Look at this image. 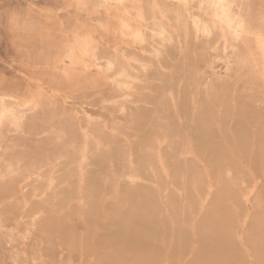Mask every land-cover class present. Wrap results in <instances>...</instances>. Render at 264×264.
Instances as JSON below:
<instances>
[{
  "label": "rangeland",
  "instance_id": "rangeland-1",
  "mask_svg": "<svg viewBox=\"0 0 264 264\" xmlns=\"http://www.w3.org/2000/svg\"><path fill=\"white\" fill-rule=\"evenodd\" d=\"M177 1L178 0H170L169 2H162L161 0L160 3L163 5L170 4L172 7L173 5L179 6L182 4V2L180 3V1ZM141 3L145 13V20L142 21L131 19L128 16L126 17V11L131 7V2H122L118 4V6L114 7L116 9L113 8L110 13H107L104 5L105 3L98 2V0H0V95H5L6 97H10V95H17L19 97L21 96L25 100L31 98L33 95H36L41 101L46 100L45 103L42 102L40 104V108H38V110L33 113H27V117L23 122L24 128L22 130H17L14 126H12V128L7 124L1 127L2 130L0 128V135L3 132V138H0V157L2 155V157L11 159V161L13 159L12 163L11 161L4 162L0 160V169H3V166H5L4 163L14 164L15 173L13 179H16L15 181H12L13 183L9 182L0 186V229H2V231H0L2 234V236L0 234V264H58L59 261L63 264L62 260L65 264L68 262V259V264H84L86 262V264H166V262L167 264H177V257L174 256L173 250L171 249H176L174 246L178 244L177 232L180 225H170L171 228H167L166 237L162 235L157 236V238L152 236L151 241L157 246L155 249L149 248L152 254L149 250H147V248L118 246L116 243H108L105 241V237L107 235L117 233L119 229L120 232L128 229L130 232H134L139 236L144 235L146 232L151 234L150 232L157 228L160 232L163 231L162 225L164 224V221L160 223L153 222L150 224L134 223L135 225H133V223L124 224L121 221L120 218H124L126 216L133 217L135 212L144 211L146 209L144 207L148 206V204L149 209H151V206L153 205L152 198L155 193L152 190L148 191V196H144L143 192L129 191L126 188V185L121 184V186H119L118 193H116L118 196L115 192V196L114 194L112 195L116 185V178L120 175L125 178L126 175L131 174L141 177L140 179H137L138 181L145 180L147 183L145 181L143 182L146 184L150 183V185H159L161 188H168L167 204L170 211L166 212L165 210L163 212V217H166L168 212H171L172 214H170V217L175 220L181 219L180 222L185 219L189 223L191 219L190 217H192L191 214H189L188 209L184 210V213L181 208L185 203V199L194 198L196 196L193 186L194 182H197L199 185H197V188L199 189V193L202 197H207L209 193L208 189H211L210 191H212V193H209V196L213 203L210 204L211 207H208L204 216L198 217L199 222L202 220L215 219L216 223L211 225L204 223L198 224L197 222V227H195V232L197 234L192 236L194 238L197 235V237L194 238L196 240V246L199 245L197 243L202 242V238L200 237L203 234H207L205 236H208L210 239V237L213 236L214 229L221 230L225 233H230L235 240V246L229 251L230 253L233 251L236 253H240V251L243 252L241 255L244 258V264H256V260L258 259L259 262L263 257L259 264H264V218H262L264 217V149H262V145H264V77L257 76V74L252 75V73H254L251 69L253 66L252 64V66L248 64L240 66L238 64V61L241 59L247 60L249 63H252V61L254 62V59L261 61V54L250 37L248 39L246 38L245 41L247 44L249 42V45L247 46L251 50L248 49L245 46L244 41L242 42L241 40L239 41L238 51L235 54H232L231 48H229L227 49V53H229V55L228 57H225L222 41L219 40L220 35L218 32L215 31V33L210 36L208 41L202 39L197 40L194 27L193 25H190L188 36L189 49H185L186 51H184V53L186 52V55L189 56V60L183 64V53L181 52L183 50L173 48L171 43H167L166 48L164 49V54L156 59L154 55H152V57L149 54L151 46H148V42L145 43V46L142 49L140 43L137 42L136 45V43L132 41V34L138 30H142V33L148 37L149 43L161 42L162 35L159 32V27L155 26L156 30L151 31L152 26L150 24L154 22L152 17L155 12L154 8L151 6L152 1L142 0ZM95 4L96 7H94ZM189 4L196 17L200 18V21L204 22L212 20L211 15L205 14L201 9L199 10V8L196 7V5L199 6V0L194 1V3L193 0H191ZM233 4L235 11L241 10V12L245 15V20L249 25H253L255 22L258 23L259 20L264 21V0H233ZM112 5H115V3ZM181 10L184 11L183 9ZM121 11L125 13V16H123L124 14H122ZM115 14H120L121 17H117ZM167 14L168 17L163 18V20L159 19V22L161 25H164L168 29L172 30L171 25H174L175 23V15L172 11H169ZM158 16L161 17L160 15ZM186 16L185 12L184 19L186 22H189ZM118 19L122 21H118ZM124 23H127L128 27L124 26ZM147 25H150L151 27ZM74 32L76 34L80 33L79 35H81H77L79 40H75V43L80 42V45L81 43H86L88 45V50L86 48L87 53L85 48H83L84 50L81 49V52L85 51L84 53L87 55L86 57L89 60V65L92 62L94 63H92L93 65H90L93 67L91 74L102 77L100 81L92 82L84 79L71 81L63 78L61 79L60 71L55 68L54 57L58 53L62 52L61 49L68 50L67 43L73 41ZM180 34L182 40H184L183 31H181ZM84 35L86 37L87 35L88 37L92 36L93 38L89 37V42L91 44L95 42L94 45L88 43V37L86 40ZM217 41L219 43H216ZM96 45L99 47L96 48ZM115 46L119 52L116 51ZM215 48H217V50ZM249 50L253 51L254 55L250 54ZM91 52L94 56L98 53L102 57L99 59L101 61L97 60L99 63L95 61L96 59L93 58L92 54H90ZM30 54L33 55V57L35 55L37 56H35L36 58H33ZM64 59H66V62L64 61L65 64L62 65H68L72 68L73 64L71 62V58L65 57ZM108 59L115 61V66H108ZM139 59L150 63L147 65L148 69L146 71L143 70L141 65H139L140 63L137 61ZM230 59L233 61L231 60L230 65H226L225 63ZM91 60L92 62H90ZM173 62L176 63L174 64ZM44 64L45 66H43ZM99 66H102L100 69L103 70V72L97 71V67ZM247 66L249 67L248 69ZM239 69L243 70L240 71ZM249 69H251V71ZM120 75L122 77H120ZM129 75L139 76L143 80H139L138 82L136 81L138 87L136 88L134 95L127 98L124 92H127L128 89H118V85L122 86L124 82L130 81L131 78ZM26 89H28L29 92ZM66 93L74 96L66 97L64 95ZM85 94H93V97L88 96V99H86V97H83ZM65 98L68 103L66 100H62ZM67 98H69V100ZM11 99L12 98H8L7 102H13V99ZM59 99L67 105L64 103L62 105V101ZM193 99L197 101V111L194 114H192V107L195 106L192 102ZM85 100L86 103H89L88 105L84 104ZM46 103L49 104L46 105ZM74 106L76 109L73 108ZM123 106H125V109H122ZM133 106L134 109L131 108ZM79 107L84 109L81 110ZM176 107L177 111L175 110ZM63 108H66V110ZM129 108H131L132 111ZM246 108L247 110H245ZM64 111L65 114L62 115ZM87 111L90 112L88 113ZM218 111L220 115L217 113ZM43 112H45V114ZM68 113L73 115H68ZM38 115L43 116L40 118ZM48 115L51 116V118ZM59 116H63V119H60ZM70 116H75V118L72 119ZM69 118L70 120H68ZM88 118L92 120L91 124L88 123ZM49 119L53 123H51V121H47ZM81 120L84 122H80ZM93 120L96 121L97 125ZM40 121H43L44 123ZM68 121H70V123ZM29 122H31V124ZM35 122H38L39 125ZM119 123L121 127H119L117 131L114 127ZM88 124L89 126L93 125L87 128ZM30 125H32V128H29ZM52 127L55 128L57 132L55 131L54 133V129L51 131ZM30 129H32V131H30ZM83 129L84 132L88 131L91 133H94L95 130L96 133L94 134L99 135L102 140L111 145L110 147L100 151L91 149L88 153H93L94 164H89L88 166L89 177H87V186H85L86 189L89 188V183L95 180L93 182L95 191L92 190L87 192L86 190L84 193L85 197L88 195L89 197H92H90V200L88 199L89 197H87L89 205L85 211L79 210V213H77V207H74V205L73 207H70L72 209L74 208L73 210L70 208L62 210L60 208H55L56 210L54 209V211L52 209H48L51 205H40L38 202L40 201L39 199L42 197L44 198V195L42 196V194L48 191V183H46V181L49 179L48 177L51 173L49 175L48 173L51 172L54 165H57L59 169L61 168V171L57 172L58 174H55V181L60 190L59 196L63 194L62 198H60V202L64 204L65 199L72 198L74 196H76L74 198V202L79 200V196L75 191V182L68 181L70 183L67 184V182L62 181L67 178L71 172L76 171L75 163H77V160L82 152ZM15 132H17L15 134L16 137L14 135ZM18 132H20L21 136H19ZM23 132H25L24 134L26 136ZM47 132L54 134H47ZM113 132L118 133V136L114 137L115 134H113ZM29 135L33 137L31 138ZM8 136L9 138H7ZM42 136H44V138H42ZM0 137H2V135ZM126 139H129L131 142L125 144L124 141ZM189 139L192 145V147H190L192 149L187 144ZM231 150H234L233 153ZM252 154L253 156H251ZM9 155L12 156L10 157ZM159 155L162 157V161L159 160ZM59 158L61 160L57 163L56 160ZM240 158L242 159V163L240 162ZM49 160H51V164ZM54 161L56 162L54 163ZM161 164H166L168 166L171 176L167 177L164 174ZM50 165L53 166L51 167ZM245 165H247V167ZM42 166L43 169L46 170H43ZM34 168L37 170L36 174H43L44 178L41 175H39L40 177H33L35 175V170L33 171ZM38 168L42 173L38 172ZM32 172L34 174H32ZM228 173H230V177L228 176ZM28 174L32 175L28 176ZM24 177L27 181L24 180ZM33 178L37 180L34 182ZM38 179H40V181H38ZM210 179H212V182ZM29 180L33 181V185L30 184L31 182L28 183ZM258 180H261L260 183ZM208 181L210 182V185ZM211 183L213 187L209 188V186H212ZM16 184L23 187L21 188L22 191L24 190L23 193H25L26 196L25 194H17L13 191L14 187L16 188H14L15 191H19L20 189V187H18L19 189L17 188ZM29 185L32 186L30 187ZM26 186L30 189L28 188L27 190ZM10 187L11 189H9ZM213 188L215 189L213 190ZM251 189L252 191H250ZM39 190L46 191L42 192ZM37 191L39 192L37 193ZM179 191L182 193L183 197L180 196ZM40 192L42 193L40 194ZM106 192L107 195L110 194L108 195L109 197L106 196ZM250 192H252V196ZM248 193L250 195H248ZM50 195V192L45 194L47 197ZM244 195H246L248 199ZM31 196L36 197H32V202L37 205L39 204L40 208L38 206L35 207L36 205L31 203V200L29 199ZM113 196L116 198L114 199V202L112 199ZM37 197L39 199H37ZM99 197H103L104 200H106L105 207H102V201L100 202V200L103 199H99ZM147 197L148 199L146 200ZM27 198L30 201H27ZM110 199H112V201H107ZM249 201L250 203H247ZM71 202H73V200ZM228 203H231L230 205H236L237 207L230 206ZM27 204L28 206L34 205L32 212L31 209H28ZM251 204L253 205V208L250 206ZM99 205L101 207H99ZM23 206L25 207L23 208ZM233 207L237 210H232ZM238 207L240 209H238ZM37 210L39 211L36 212ZM74 210L76 211L74 212ZM155 210H160V208L158 207ZM47 211H50V213ZM234 211L238 214L237 217H235L236 214ZM238 211L240 212V215ZM45 212L47 213L45 214ZM93 212L95 214L97 213L99 216H94ZM181 212L184 213L185 216ZM62 213L65 219L62 217ZM227 213L232 215L230 216ZM81 214H84V216H81ZM121 214L122 216H120ZM225 214L227 216H225ZM118 216L120 217L118 218ZM243 216L247 218L244 219ZM2 217L3 219H1ZM32 217L36 220L47 217L49 220L47 222V219H45V221L41 220L40 222L36 221L37 226L32 223V220H34ZM93 217L94 219L95 217L97 219L94 220ZM117 218L119 220H117ZM248 218L253 224L248 221ZM230 219H232V222H230ZM4 220L6 223L5 225ZM243 221L245 224H243ZM182 222L178 224L185 226L184 221ZM88 224L89 226H87ZM175 224H177V222H175ZM246 224L249 225L250 228L249 226L247 227ZM189 225L187 224V226ZM239 225L241 226L240 228L238 227ZM11 226L12 228H10ZM68 226H75L77 227V230L72 227H70L72 228L70 229ZM245 226L246 228H243ZM173 227L175 228L173 229ZM186 227L185 231L187 232L188 230ZM236 227L239 228L238 231H236ZM114 228H116V230H114ZM231 228H233L236 232ZM10 229H14V231H11ZM170 229L175 231V233H173L174 235L171 233L172 231ZM55 230L57 231V234ZM72 230H76V232ZM79 231H81V234ZM7 232L8 234H6ZM68 232L70 233L69 235L67 234ZM248 232L250 233L247 236ZM77 233H79L78 235H80L81 238L77 236ZM11 236L14 237L12 238ZM198 236L201 240H198ZM244 236L246 239L251 241H247V243ZM75 237H78V239L76 238L77 242L73 240ZM242 237L245 239V242ZM19 238L21 240H19ZM164 238L167 243L164 241ZM68 239L71 240L68 241ZM79 239L83 242L85 241V243L81 242ZM74 241L78 243L77 245L81 242L84 244V247L80 245H76V247ZM170 244H173L171 249H169ZM244 244H247L245 245L246 249ZM192 245H188L185 248V255L183 256L185 259L191 255H193L192 259H196V257L200 256L201 244L195 249L194 253L189 255L188 252L191 248L190 246ZM73 246H75L76 249L80 247L81 250H84L80 252V250H76ZM260 246H262V248ZM250 247L253 248L251 251L249 250L251 249ZM100 248L103 251H98ZM120 248H124V250H119ZM133 249H135L134 253L131 251ZM167 249L169 250L167 251ZM59 250L61 251L59 252ZM105 250L108 253L104 252ZM114 250L118 253L113 252ZM256 250H261V252H258L259 255L261 254L260 256H256ZM70 251H72V253ZM101 251L102 255L98 253ZM36 252L40 255V258L39 255H36ZM43 252H45V255ZM53 252L54 255L51 254ZM82 252L83 254H81ZM95 252L96 255H99V261L97 260L98 257H96ZM110 252L112 253L111 256H109ZM251 252H253V254ZM14 253H17L18 256L14 255ZM104 253L106 254L104 255ZM132 253L135 255H132ZM60 254H62L65 258H63L62 255L61 258ZM244 254H246L245 256L247 258ZM254 255L256 257L253 259ZM82 256L86 260H83L84 263L82 261ZM116 256L119 258L118 260ZM165 256L167 257L166 259ZM125 257L126 259H124ZM168 257L169 261H167ZM43 258L44 261L46 259L45 262L43 261ZM93 258L95 260H91ZM221 258L220 263L224 261L226 264V262L229 261L227 256ZM181 261L182 260H180V262ZM182 263L185 264L184 261L180 264Z\"/></svg>",
  "mask_w": 264,
  "mask_h": 264
},
{
  "label": "bare ground",
  "instance_id": "bare-ground-1",
  "mask_svg": "<svg viewBox=\"0 0 264 264\" xmlns=\"http://www.w3.org/2000/svg\"><path fill=\"white\" fill-rule=\"evenodd\" d=\"M97 1V0H96ZM152 1V7L154 8V10H155V12H154V15H153V19H154V22H152V24H150V25H147V26H149V27H151V31H154V30H156V28H155V26H158L159 27V32L161 33V35H162V37H161V42L160 43H149V41H148V37H146L145 35H144V33H142V30H138L137 32H135L134 34H132V36H133V39H132V37H131V39H132V41H134L135 43H136V45H137V42L138 43H140L141 44V48L143 49V47L145 46V43L146 42H148V46H151V51H150V55L152 56V55H154L155 57H156V59H157V57L159 58V56H161V55H163L164 54V49L166 48V45H167V43H171L172 44V47L173 48H177V49H179V50H183V51H181L182 53H183V64L184 63H186L188 60H189V56H187L186 55V52L184 53V51H186L185 49H189V38H188V36H189V31H190V25H193V27H194V31H195V36H196V39L197 40H200V39H202V40H207L208 41V39L210 38V36L213 34V33H215V31L216 32H218V34L220 35V38H219V40H221L222 41V47H223V51H224V56L225 57H228V55H229V53H227V49H229V48H231V51H232V54L234 53H236L237 51H238V48H239V41H241L242 40V42L244 41V44H245V46L248 48V49H250L247 45H249V42H248V44H247V42L245 41V39L247 38H250L251 37V39L253 40V42H254V44H255V46H256V48L258 49V51L260 52V54H261V57L260 58H262V60L261 61H258V60H255L254 59V62L252 61V63H249L247 60H240V61H238V64L240 65V66H243V65H246V64H248V65H251L252 67H251V69H252V72H254V73H252V75L253 74H257V76H263L264 77V75H263V73H264V21H261V20H259V22L257 23V22H255V24H253V25H249L247 22H246V20H245V15L241 12V10H238V11H235L234 10V4H233V0H199V6H197L196 5V7H198L199 8V10L201 9L205 14H207V15H211V16H209V17H211L212 18V20L211 21H200V18H198V17H196V15L193 13V10H192V7L190 6V4H189V2L191 1V0H178L177 2H179L180 1V3L182 2V4H180L179 6H176V5H173V7L170 5V4H165V5H163V4H161L160 3V1L161 0H151ZM163 1H166V2H169L170 0H162V2ZM194 1H196V0H193V3H194ZM98 2H104L105 4V8H106V10H107V13H110V11H112V9L114 8V7H116V6H118V4H120V3H122V2H131V7L130 8H128L127 9V11H126V17L128 16L129 18H131V19H137V20H140V21H142V20H145V13H144V10H143V5H142V0H98ZM176 2V1H175ZM113 3H115V5H112ZM90 5V4H89ZM89 5H87V6H89ZM182 5V6H181ZM192 5V4H191ZM94 7H96V4L94 5ZM85 8H86V6H85ZM114 9H116V8H114ZM181 9H183L184 11H182ZM240 9V8H239ZM169 11H172L173 12V14L175 15V23H174V25H171V27H172V30H170V29H168L166 26H164V25H161L160 24V20L159 19H161V20H163V18H167L168 17V12ZM185 12H186V17L188 18V20H189V22L187 21H185V19H184V17H185ZM120 13V12H119ZM121 13L122 14H124L123 16H125V13H123L122 11H121ZM115 15H117V17H121V15L120 14H115ZM114 15V16H115ZM158 15H160L161 17H159ZM157 19V20H156ZM120 19H118V21H119ZM120 21H122V20H120ZM132 21H134V20H132ZM153 21V20H152ZM60 23V22H59ZM148 24V23H147ZM170 24H172V23H170ZM67 26V25H66ZM82 26V25H81ZM124 26H126V27H128V24L127 23H124ZM143 26V25H142ZM65 27V26H64ZM125 27V28H126ZM148 27V28H149ZM102 28V27H101ZM146 28V27H145ZM103 29V28H102ZM104 30V29H103ZM126 30V29H125ZM77 31V30H76ZM78 31H80V30H78ZM181 31H183V33H184V40H182V38H181V34H180V32ZM113 32V31H112ZM173 32H174V34H173ZM154 33V32H153ZM156 33V32H155ZM80 34V33H79ZM79 34H76L75 32H74V34H73V36H74V38H73V41H71V42H69V43H67V48H68V50L67 49H61V53H58L55 57H54V60H55V68L57 69V70H59L60 71V73H61V79L63 78V79H66V80H73V81H76V80H80V79H84V80H86V81H100L101 79H102V77H99V75H95V74H91L92 73V71H93V67H91L90 65L93 63L92 62V60L90 61V62H92L90 65H89V60L87 59V55H86V53H87V50H88V45L86 44V43H84V44H82L81 43V45L83 46H81L80 45V42L78 43H75L74 41L75 40H79L77 37V35H79ZM83 34V33H82ZM89 35V34H88ZM88 35H87V37H88ZM94 35H95V33H94ZM152 35H154V34H152ZM79 36H81V35H79ZM85 36V35H84ZM96 36V35H95ZM122 36V35H121ZM123 36H125V35H123ZM86 37V36H85ZM87 37H86V40H87ZM89 37H92V36H89ZM89 37H88V43H90L89 41ZM99 37V36H98ZM101 37V36H100ZM127 37V36H126ZM202 37V38H201ZM42 38H44V37H42ZM93 38V37H92ZM66 39V38H65ZM81 39H83V38H81ZM91 39V38H90ZM100 39V38H99ZM93 40V39H92ZM103 40V39H102ZM46 41V40H45ZM44 41V42H45ZM82 41V40H81ZM253 42H252V44H253ZM95 43V42H94ZM94 43H90L91 45H94ZM130 43H133V42H130ZM216 43H219L218 41L216 42ZM45 44V43H44ZM90 45V46H91ZM46 46V45H45ZM65 46V47H66ZM125 46V45H124ZM218 46V45H217ZM52 47V46H51ZM92 47V46H91ZM97 47H99V46H97L96 45V48ZM126 47V46H125ZM83 48H85V50H86V48H87V50H86V53H84V52H81V49H83ZM95 48V49H96ZM90 49V48H89ZM115 49H116V46H115ZM216 50H217V48H215ZM77 50H78V52H77ZM84 50V49H83ZM82 50V51H83ZM94 50V49H93ZM97 50V49H96ZM251 50V49H250ZM249 50V51H250ZM31 51V50H30ZM60 51V50H59ZM58 51V52H59ZM75 51V52H74ZM116 51H118L117 49H116ZM246 51H247V49H246ZM33 52V51H32ZM38 52V51H37ZM36 52V53H37ZM77 52V53H76ZM89 52V51H88ZM94 52H95V50H94ZM119 52V51H118ZM20 53H22V52H20ZM29 53V52H28ZM46 53V52H45ZM121 53V52H120ZM143 53V52H142ZM249 53V52H248ZM40 54V53H39ZM46 54H48V53H46ZM54 54V53H53ZM90 54H92V52L90 53ZM144 54V53H143ZM250 54H253L254 55V53H253V51H250ZM35 55V54H34ZM93 55V54H92ZM182 55V54H181ZM230 55H231V53H230ZM246 55V54H245ZM248 55V54H247ZM29 56V55H28ZM30 56H32L33 57V55H31L30 54ZM35 56H37V55H35ZM34 56V57H35ZM89 56V55H88ZM223 56V57H224ZM23 57V56H22ZM33 57V58H34ZM65 57H70L71 58V62H72V64H73V67L71 68V67H69L68 65L66 66V65H62V64H65L64 63V61L66 60V59H64ZM153 57V56H152ZM36 58V57H35ZM52 58V57H51ZM93 58H95L96 60L95 61H97V60H99V59H101L102 57L98 54V53H96L95 54V56L93 55ZM259 58V57H258ZM21 59V58H20ZM26 59V58H25ZM43 59H44V57H43ZM46 59L48 60V58L46 57ZM127 59V58H126ZM133 59V58H132ZM251 59H252V57H251ZM27 60V59H26ZM36 60H38V59H36ZM46 60V61H47ZM50 60V59H49ZM135 60V59H134ZM231 60L232 59H230V60H227V62L225 63L226 65H230L231 64ZM45 61V62H46ZM70 61V60H69ZM99 61H101V60H99ZM99 61H97L98 63H99ZM107 61V60H106ZM137 61H139V65H141L142 66V68H143V70H147L148 68H147V65L148 64H150L148 61H144V60H142V59H139V60H137ZM159 61V60H158ZM233 61V60H232ZM251 61V60H250ZM37 62V61H36ZM66 62V61H65ZM103 62V61H102ZM133 62V61H132ZM35 63V62H34ZM33 63V64H34ZM47 63V62H46ZM51 63V62H50ZM130 63H131V61H130ZM160 63V62H159ZM174 63V62H173ZM176 63V62H175ZM174 63V64H175ZM36 64V63H35ZM41 64V63H40ZM71 64V65H72ZM94 64V63H93ZM92 64V65H93ZM129 64V63H128ZM136 64V63H135ZM62 65V66H61ZM107 65L108 66H115V61H113V60H111V59H108V61H107ZM36 66V65H35ZM38 66V65H37ZM43 66H45V64L43 65ZM96 66V65H95ZM100 67L102 68V66H99V67H97V71L98 72H103V70H101L100 69ZM185 67V66H184ZM249 67L247 66V69H248ZM104 69V68H103ZM110 69H111V67H110ZM244 69V68H243ZM243 69H239L240 71H242ZM251 69H249L250 71H251ZM248 70V71H249ZM249 71V72H250ZM121 72V71H120ZM136 72V71H135ZM138 72V71H137ZM57 73V72H56ZM130 73V72H129ZM251 73H249V74H251ZM123 74V73H122ZM121 74V75H122ZM144 74V73H143ZM117 75V74H116ZM115 75V76H116ZM120 75V77H122ZM119 77V78H120ZM129 77L131 78V80L130 81H128V82H124L123 83V85L122 86H119L118 85V89H124V88H127L126 90H127V92H124V94L126 95V97L127 98H129V97H131V96H133L134 95V92L136 91V88L138 87L137 86V84H136V81L138 82L139 80L141 81V80H143V79H141V77H139V76H132V75H129ZM247 78V77H246ZM212 80V79H211ZM70 82V81H69ZM207 82V81H206ZM210 82V81H209ZM224 82V81H223ZM242 82V81H241ZM70 83H72V82H70ZM112 83V82H111ZM119 84V83H118ZM140 84H142V83H140ZM112 85H114V84H112ZM116 86H117V84H116ZM79 87V86H78ZM113 87V86H112ZM181 87V86H180ZM2 88V87H1ZM30 89V88H29ZM28 92H29V90L28 89H26ZM25 90V91H26ZM69 90V89H68ZM166 91V90H165ZM25 94V93H24ZM93 94H95V93H93ZM93 94H91V95H84L83 97H86V99H88V96H90V97H93L92 95ZM10 95V94H9ZM8 95V96H9ZM66 97H73L74 95H71V94H64ZM43 96V95H42ZM64 97V96H63ZM80 97V96H79ZM78 97V98H79ZM89 97V98H90ZM172 97V96H171ZM8 98H12L13 99V102H7V99ZM103 98H105V97H103ZM112 98V97H111ZM11 99V100H12ZM54 99V98H53ZM68 100H69V98H67ZM132 99V98H131ZM59 100H61V99H59ZM62 100H66V98L65 99H62ZM61 100V101H62ZM75 100V99H74ZM90 100H92V99H90ZM50 101V100H49ZM49 101H47V102H49ZM105 101V100H104ZM114 101V100H113ZM116 101V100H115ZM234 101V100H233ZM263 101V100H262ZM45 103L46 102V100L45 101H41L40 99H39V97L38 96H32L31 98H28V99H24V98H22L21 96L19 97V96H13V95H10V97H6L5 95H0V128L1 127H3V126H5L6 124L8 125V126H14L15 127V129H17V130H22L23 128H24V126H23V122H24V120L26 119V117H27V113H29V112H35L36 110H38V108H40V104L41 103ZM66 102L68 103V101L66 100ZM71 102H74V101H71ZM83 102H84V100H83ZM89 102H91V101H89ZM175 102V101H174ZM193 104L195 105V106H193L192 107V114H194L196 111H197V107H196V104H197V101L195 100V99H193ZM50 103V102H49ZM49 103H46V105L47 104H49ZM53 103V102H52ZM57 103V102H56ZM63 101H62V105H63ZM234 103H235V101H234ZM260 103V102H259ZM264 103V102H263ZM65 104V103H64ZM84 104H89V103H86V100H85V103ZM50 105H53V104H50ZM61 105V106H62ZM65 105H67V104H65ZM69 105V104H68ZM174 105H175V103H174ZM176 106V105H175ZM55 107V106H54ZM53 107V108H54ZM64 107V106H63ZM71 107V106H70ZM77 107V106H76ZM83 107V106H82ZM92 107V106H91ZM110 107H111V105H110ZM73 108H75V106L73 107ZM80 108V107H79ZM89 108V107H88ZM131 108H133L134 109V106L133 107H131ZM131 108H129L131 111H132V109ZM236 108V107H235ZM63 109H65L66 110V108H63ZM76 109V108H75ZM81 110H83L84 108H80ZM122 109H125V106H123L122 107ZM177 109V107L175 108V110ZM40 110V109H39ZM48 110V109H47ZM55 110H56V108H55ZM69 110V109H68ZM245 110H247V108L245 109ZM255 110V109H254ZM49 111H50V109H49ZM63 111V110H62ZM76 111V110H75ZM126 111V110H125ZM177 111V110H176ZM234 111H235V109H234ZM69 112H70V110H69ZM81 112V111H80ZM84 112V111H83ZM85 112H86V109H85ZM84 112V113H85ZM88 112V111H87ZM90 112V111H89ZM88 112V113H89ZM122 112V111H121ZM256 112V111H255ZM42 113V112H41ZM44 114H45V112H43ZM55 113H56V111H55ZM83 113V114H84ZM98 113V112H97ZM107 113V112H106ZM111 113V112H110ZM116 113V112H115ZM124 113V112H123ZM123 113H122V115H123ZM217 113H219V111L217 112ZM39 114V113H38ZM65 114V111H64V113L62 114V115H64ZM112 114V113H111ZM118 114H119V112H118ZM33 115V114H32ZM68 115H71V113H68ZM73 115V114H72ZM71 115V116H72ZM85 115V114H84ZM104 115H107V114H104ZM218 115V114H217ZM219 115H220V113H219ZM40 118H41V116H43V115H38ZM49 116V115H48ZM47 116V117H48ZM70 116V117H71ZM88 116H89V114H88ZM100 116V115H99ZM115 116V115H114ZM32 117V116H31ZM50 118H51V116H49ZM60 117V116H59ZM63 117V116H62ZM62 117H60V119L62 118ZM102 117V116H101ZM179 117V116H178ZM218 117H220V116H218ZM235 117V116H234ZM30 118V117H29ZM40 118H39V120H40ZM44 118V117H43ZM72 119H74L75 118V116H73V117H71ZM83 118V117H82ZM103 118V117H102ZM258 118V117H257ZM28 119V118H27ZM48 119V118H47ZM63 119V118H62ZM86 119V118H85ZM100 119V118H99ZM218 119V118H217ZM68 120H70V118L68 119ZM87 120V119H86ZM104 120V119H103ZM117 120V119H116ZM219 120V119H218ZM233 120V119H232ZM29 121H30V119H29ZM43 121L45 122V120L43 119ZM43 121H40V122H43ZM47 121H51L50 119L49 120H47ZM76 121V120H75ZM92 120L90 119V118H88V123L89 124H91L92 122H91ZM93 121H95V120H93ZM115 121V120H114ZM26 122H27V120H26ZM34 122V121H33ZM32 122V123H33ZM43 122V123H44ZM56 122V121H55ZM59 122V121H58ZM69 123H70V121H68ZM73 122H74V120H73ZM78 122H79V120H78ZM80 122H84V121H80ZM107 122V121H106ZM117 122V121H116ZM220 122V121H219ZM232 122V121H231ZM30 124H31V122H29ZM29 123H28V125H29ZM36 123V122H35ZM42 123V124H43ZM46 123H48V122H46ZM51 123H53L52 121H51ZM69 123H67V124H69ZM95 123H96V121H95ZM126 123V122H125ZM36 124H38V122L36 123ZM49 124H50V122H49ZM82 124V123H81ZM89 124L87 125V128L88 127H90V126H92V125H90L89 126ZM112 124V123H111ZM263 124V123H262ZM34 125V124H33ZM39 125V124H38ZM80 125V124H79ZM96 125H97V123H96ZM99 125V124H98ZM183 125V124H182ZM219 125V124H218ZM231 125V124H230ZM32 125H30L29 126V128L31 127ZM78 126V125H77ZM122 126H124V125H122ZM259 126V125H258ZM34 127V126H33ZM37 127V126H36ZM48 127V126H47ZM100 127V126H99ZM106 127V126H105ZM109 127V126H108ZM119 127H121V125H120V123L119 124H117L114 128L117 130ZM129 127H131V126H129ZM191 127H192V124H191ZM199 127V126H198ZM250 127V126H249ZM262 127H263V125H262ZM8 128V127H7ZM13 128V127H12ZM32 128V127H31ZM82 128V127H81ZM97 128V127H96ZM109 128H111V127H109ZM187 128V127H186ZM195 128V127H194ZM230 128H231V126H230ZM9 129V128H8ZM11 129V128H10ZM35 129V128H34ZM44 129V128H43ZM54 129V133H55V128H53L52 127V129H51V131ZM108 129V128H107ZM113 129V128H112ZM258 129H259V127H258ZM1 130H2V128H1ZM0 130V131H1ZM4 130H5V128H4ZM3 130V131H4ZM13 130V129H12ZM16 130V131H17ZM44 130H46V129H44ZM89 130V129H88ZM111 130V129H110ZM127 130V129H126ZM190 130H191V128H190ZM256 130V129H255ZM14 131V130H13ZM12 131V132H13ZM30 131H32V129H30ZM50 131V132H51ZM60 131V130H59ZM113 131V130H112ZM118 131V130H117ZM116 131V132H117ZM186 131V130H185ZM253 131V130H252ZM7 132H10V131H7ZM12 132H11V134H12ZM57 132V131H56ZM187 132V131H186ZM17 132H15L14 133V135L16 134ZM25 132H23V134H24ZM54 133H48L47 132V134H54ZM94 133H96L95 132V130H94ZM94 133H91V132H84V129L82 130V136H83V142H82V152H81V154H80V157H79V159L77 160V163H75L76 164V171H74V172H71V174H69L68 176H67V178H65L62 182H67V184L68 183H70V182H75V191L77 192V195L79 196L78 197V199H75V200H78L77 202L75 201L74 202V198L76 197V196H74V197H72V198H68V199H65V202H64V204H62V202H60V198H62V195H60L59 196V194H60V190H59V188H58V184L56 183V179H55V174L57 173V172H60L61 171V168L59 169L58 168V166L57 165H50L51 167H52V169H51V172H49L48 173V175H49V179L46 181V183H48L47 184V189H48V191L47 192H50V196H45V194L47 193H44V194H42V196L44 195V198L42 197H40L41 199H39L38 197H37V199H39L40 201L38 202L40 205H47V204H49V205H51V207H49L48 209H52L53 211H54V209L55 208H60L61 210L62 209H68V208H70V207H73V205H74V207H77V213H79V210H83V211H85L86 209H87V207H88V205H89V202H88V200H87V197H89V195L87 196V197H85L84 196V193L86 192V190H87V192H90V191H92V190H94L95 191V186H94V184H93V182L95 181V180H93L91 183H89L88 185H89V188H87L86 189V187L85 186H87L86 185V182H87V177H89L88 176V172H89V170H88V166H89V164H94V162H93V153L92 154H88L89 152H90V150L91 149H95V150H97V151H100V150H102V149H105V148H107V147H110L111 145H109V143L108 142H106V141H104V140H102L100 137H99V135H97V134H94ZM243 133V132H242ZM10 134V133H9ZM18 134H19V136H21L20 135V132H18ZM39 134V133H38ZM61 134V133H60ZM113 134H115L114 135V137H116V136H118V133H115V132H113ZM221 134V133H220ZM254 134H257V133H254ZM2 137H0V138H3V132H2ZM0 135V136H1ZM25 135V134H24ZM28 135V134H27ZM123 135V134H122ZM26 136V135H25ZM31 138L33 137V136H31V135H29ZM46 136V135H45ZM15 137H16V135H15ZM58 137H60V136H58ZM7 138H9V136L7 137ZM34 138H35V136H34ZM33 138V139H34ZM42 138H44V136H42ZM61 138V137H60ZM59 138V139H60ZM190 138V137H189ZM225 138V137H224ZM5 139V138H4ZM254 139V138H253ZM7 140V139H6ZM45 141V140H44ZM43 141V142H44ZM108 141V140H107ZM48 142V141H47ZM131 141L128 139H126L125 141H124V143L125 144H127V143H130ZM258 142V141H257ZM7 143V142H6ZM42 144H44V143H42ZM187 144L189 145V147L191 146L192 147V145H191V143H190V139L188 140V142H187ZM229 146V145H228ZM255 146V145H254ZM190 147V148H191ZM161 148V147H160ZM230 148V147H229ZM238 148V147H237ZM254 148V147H253ZM259 148V147H258ZM192 149V148H191ZM262 149H264V145H262ZM1 151V150H0ZM232 151V150H231ZM234 151V150H233ZM233 151H232V153H233ZM253 151H254V149H253ZM253 153V152H252ZM13 155V154H12ZM12 155H9L10 157L12 156ZM16 155V154H15ZM234 155V154H233ZM251 156H253V154L251 155ZM63 157V156H62ZM235 157V156H234ZM241 157V156H240ZM15 158V157H14ZM18 158V157H17ZM196 158H198V157H196ZM0 160L1 161H11V159H8V158H5V157H2V155H1V157H0ZM16 160V159H15ZM14 160V161H15ZM59 160H61L60 158L58 159V160H56L57 161V163H58V161ZM159 160L160 161H162V157L159 155ZM240 162L242 163V159L240 158ZM12 161H13V159H12ZM12 161H11V163H12ZM48 161V160H47ZM51 160H49V162H50ZM56 161H54V163L56 162ZM48 162V163H49ZM53 163V164H54ZM5 164V166H3V169H0V186L1 185H4V184H7V183H9V182H12V181H15L16 179H13V176H14V173H15V165L14 164H7V163H4ZM50 164H51V162H50ZM49 165V164H48ZM202 165H205V164H202ZM251 165V164H250ZM40 166V165H39ZM161 166H162V170H163V172H164V174L168 177V176H171V172H170V169L168 168V166L166 165V164H161ZM246 167H247V165H245ZM36 167V166H35ZM50 167V168H51ZM205 167V166H204ZM245 167V168H246ZM42 169H43V166H42ZM205 169H206V167H205ZM35 170V168L33 169V171ZM43 170H46V169H43ZM131 170V169H130ZM36 171L37 170H35L34 172H35V175L33 176V177H35V176H37V177H40L39 175H41V174H36ZM38 172L39 173H42L40 170H39V168H38ZM250 172V171H249ZM45 173H47V172H45ZM154 173V172H153ZM250 173H252V172H250ZM32 174H34L33 172H32ZM31 174V175H32ZM58 174V173H57ZM208 174H209V172H208ZM27 175V174H26ZM31 175H29L28 174V176H31ZM155 175V174H154ZM261 175H262V173H261ZM264 175V174H263ZM42 177H43V174L41 175ZM57 176H59V175H57ZM156 176V175H155ZM154 176V177H155ZM228 176L230 177V173H228ZM264 177V176H263ZM28 178V177H27ZM44 178V177H43ZM141 177H139V176H137V175H133V174H131V175H126L125 176V178L122 176V175H120V176H118L117 178H116V185H115V189H114V191L112 192V195L114 194V192H115V194L116 193H118V191H119V186H121V184H124V185H126V188L129 190V191H132V192H135V191H139V192H143V195L144 196H148L149 195V193H148V191L149 190H152L154 193H155V195L153 196V198H152V202H153V205L151 206V209H149L148 208V206H149V204H148V206H146V207H144V208H146L144 211H141V212H135L133 215V217H128V216H126V217H122V218H120L121 219V221L124 223V224H129V223H133V225H135L134 223H141V224H143V223H145V224H150V223H160V222H162V221H164V224L162 225L163 226V231H159L158 230V228L157 229H154L153 231H151L150 233L151 234H149V233H145L144 235H137V234H135L134 232H130L128 229H125V231H123V232H120V229H119V231L117 232V233H114V231H113V233L114 234H110V235H107L106 237H105V241L106 242H113V243H116L118 246H127V247H132V246H135V247H143V248H147V250H149V248L150 249H155L157 246L151 241V239H152V236H154V237H156L157 238V236H165L166 235V232H167V228H171V226H172V224H174V226L175 225H180L179 226V228H178V232H177V237H178V244H176V246H174V247H176V249H174V248H172L173 247V244L171 245L170 244V246H169V249H171V250H173V254H174V256L175 257H177V264H178V262H179V264L182 262V261H184V263L185 264H221V263H223V264H225V262L224 261H222L221 263H220V259H222L221 257H224V256H227V258H228V260L229 261H227L226 262V264H244L245 263V261H244V258H243V256L241 255V253L243 254V252H241L240 251V253H236V252H232V253H230L229 251L230 250H232L233 249V247L235 246V240L233 239V237L231 236V234L230 233H225L224 231H221V230H215L214 229V232H213V236L212 237H210V239L208 238V236H205V235H207V234H201L202 236L200 237V238H202V242L201 243H197V244H201L200 246H201V248H200V250H201V254H200V256L199 257H196V259H192L193 257V255H191L190 257H188V258H186L185 259V257H183L185 254H184V252H185V248L188 246V245H192V246H190L191 248H190V250H189V255L190 254H192V253H194L195 252V249L197 248V247H199V245L198 246H196V240L194 239V238H196L197 237V235H196V237H192L193 235H195V234H197L195 231V227H197V222H198V224L200 223V224H202V223H204V224H213V223H216V220L215 219H213V220H202L201 222H199V217L200 216H204V214H205V212H206V210L208 209V207H211V205L210 204H212L213 202H212V199H210V196H209V193H212V191H210L209 189H208V196L207 197H202V195H200V193H199V189L197 188V182H194V184H193V186H194V192H196V196L194 197V198H189V199H185V201H184V198H183V201L185 202L183 205H182V208H181V210H182V212H184L185 213V211L184 210H186V209H188L189 210V214H191V216L192 217H190L191 219H190V222L188 223V221L187 220H182V221H184V224H185V226L184 225H182L181 226V224H178V223H181L180 222V220L181 219H174V218H172V217H170V214H172L171 212H168V215H166V217H163V212L166 210V212L167 211H170V209H169V206H168V204H167V196H168V188H161L159 185H157V186H155V185H150V183L149 184H146L147 182L145 181V180H143V181H145L146 183H144L143 181H138L137 179H140ZM210 178V177H209ZM232 178V177H231ZM253 178V177H252ZM254 178H255V176H254ZM31 179V178H30ZM34 179V178H33ZM114 179V178H113ZM156 179V178H155ZM234 179V178H233ZM262 179V178H261ZM22 180V179H21ZM24 180H25V177H24ZM35 180H37V179H34V182H35ZM109 180V179H108ZM111 180V179H110ZM209 180V179H208ZM212 179H210V181H211ZM254 180V179H253ZM255 180H257V179H255ZM18 181V180H17ZM25 181H27V179L25 180ZM38 181H40V179H38ZM68 181H70V182H68ZM259 181V180H258ZM261 181V180H260ZM260 181H259V183H260ZM22 182V181H21ZM29 182H31L30 184H32L33 183V181H28V183ZM90 182V181H89ZM108 182V181H107ZM113 182V181H112ZM111 182V183H112ZM209 182V181H208ZM212 182V181H211ZM256 182V181H255ZM13 183V182H12ZM15 183V182H14ZM36 183H38V182H36ZM152 183V182H151ZM26 184H27V182H26ZM43 184V183H42ZM107 184V183H106ZM255 184H257V183H255ZM14 185V184H13ZM17 185V184H16ZM24 185V184H23ZM33 185V184H32ZM31 185V186H32ZM108 185V184H107ZM112 185V184H111ZM209 185H210V182H209ZM211 185H212V183H211ZM258 185V184H257ZM256 185V186H257ZM30 186V185H29ZM30 186V187H31ZM35 186V185H34ZM171 186V185H170ZM199 186V185H198ZM4 187H6V186H4ZM18 187H20V186H18L17 185V188ZM22 187V186H21ZM20 187V189H19V191L17 190V191H15L14 190V188H13V191L15 192V193H22V195L23 194H25V193H23V191H22V188ZM70 187H71V185H70ZM212 188L213 187V185L212 186H209V188ZM245 187V186H244ZM254 187V186H253ZM26 188H27V186H26ZM25 188V189H26ZM29 188V187H28ZM28 188H27V190H28ZM35 188V187H34ZM34 188H33V190H34ZM61 188V187H60ZM98 188V187H97ZM256 188V187H255ZM255 188H254V190H255ZM264 188V187H263ZM9 189H11V187L9 188ZM16 189V188H15ZM30 189V188H29ZM37 189H38V186H37ZM46 189V190H47ZM175 189V188H174ZM215 188H213V190H214ZM257 189H258V187H257ZM46 190H39V191H42V192H44V191H46ZM247 190V189H246ZM253 190V191H254ZM12 191V192H13ZM26 191V190H25ZM39 191H37V193L39 192ZM248 191V190H247ZM250 191H252V189L250 190ZM28 192V191H27ZM42 192H40V194L42 193ZM180 192V191H179ZM36 193V194H37ZM254 193V192H253ZM32 194V193H31ZM35 194V193H34ZM40 194H39V196H40ZM89 194V193H88ZM115 194H114V196H115ZM180 194V196H182V193L180 192L179 193ZM250 194H251V196H252V192H250ZM249 193H248V195H250ZM102 195H103V191H102ZM102 195H100V196H102ZM108 195H110V194H108ZM107 195V192H106V196L107 197H109ZM117 195V194H116ZM211 195V194H210ZM226 195V194H225ZM25 196H26V194H25ZM35 196V195H34ZM34 196H31V198L33 197V198H36V197H34ZM114 196H113V202H114V199H116V198H114ZM118 196V195H117ZM227 196V195H226ZM245 197H246V195H244ZM243 196V197H244ZM18 197V196H17ZM91 197V196H90ZM90 197L88 198L89 200H90ZM143 197V196H142ZM183 197V196H182ZM229 197V196H228ZM9 198V197H8ZM31 198H29L30 200H31V203H34V202H32V200H33V198L31 199ZM92 198V197H91ZM103 200H100V202H101V205H102V207H105L106 206V200H104V198L103 197H101ZM100 197H99V199H101ZM118 198V197H117ZM226 198V197H225ZM247 198V197H246ZM249 198H250V196H249ZM23 199V198H22ZM107 199V198H106ZM112 199H110V200H107V201H112ZM148 199V197L146 198V200ZM151 199V198H150ZM244 199V198H243ZM248 199V198H247ZM25 200V199H24ZM23 200V201H24ZM27 201H30V200H28V198L26 199ZM63 200V199H62ZM73 200V202H71ZM142 200V199H141ZM250 200V199H249ZM116 201H118V200H116ZM248 201V200H247ZM11 202V201H10ZM229 202V201H228ZM245 202H246V200H245ZM23 203V202H22ZM26 203V202H25ZM29 203V202H28ZM30 203V204H31ZM247 203H250V201L249 202H247ZM263 203H264V201H263ZM29 204V205H30ZM37 205V204H35L34 203V205H36L35 207H39L40 205ZM100 204V203H99ZM229 204V203H228ZM231 204V203H230ZM229 204V205H230ZM233 204V203H232ZM254 204V203H253ZM34 205H32V206H28V204H27V206H28V209H31V212H32V209H33V207H34ZM117 205V204H116ZM59 206V207H58ZM230 206H234V205H230ZM236 206V205H235ZM234 206V207H235ZM251 207L253 206L252 204L250 205ZM261 206V205H260ZM25 206H23V208H24ZM29 207H31V208H29ZM47 207V206H46ZM99 207H101L100 205H99ZM112 207V206H111ZM114 207V206H113ZM119 207V206H118ZM160 208V210H155L156 208ZM233 207V209L232 210H234L235 208ZM237 207V206H236ZM257 207V206H256ZM40 208V207H39ZM44 208V207H43ZM43 208H42V210H43ZM230 208V207H229ZM253 208V207H252ZM48 209H46V210H48ZM70 209H72V208H70ZM69 209V210H70ZM74 209V208H73ZM72 209V210H73ZM113 209V208H112ZM126 209V208H125ZM238 209H240L239 207H238ZM26 210H27V207H26ZM41 210V209H40ZM56 210V209H55ZM99 210V209H98ZM98 210H97V212H98ZM106 210V209H105ZM110 210V209H109ZM117 210H119V209H117ZM175 210V209H174ZM235 210H237V209H235ZM249 210H250V208H249ZM39 210H37L36 212H38ZM51 211V210H50ZM50 211L48 212V213H50ZM59 211V210H58ZM65 211V210H64ZM76 210H74V212H75ZM89 211H90V209H89ZM93 211V210H92ZM252 211V210H251ZM34 212V211H33ZM44 212V211H43ZM47 212H45V214L47 213ZM60 212V211H59ZM69 212V211H68ZM73 212V213H74ZM165 212V213H166ZM177 212H179V211H177ZM181 212V213H182ZM231 212H233V211H231ZM235 212V211H234ZM262 212V211H261ZM64 213V212H63ZM63 213L61 214V215H63ZM72 213V212H71ZM90 213V212H89ZM94 213V212H93ZM92 213V214H93ZM174 213H175V211H174ZM173 213V214H174ZM184 213H182L183 215H184ZM224 213V212H223ZM226 213V212H225ZM238 213H239V215H240V212L238 211ZM247 213V212H246ZM249 213H251V212H249ZM44 214V213H43ZM52 214H54V213H52ZM65 214V213H64ZM91 214V213H90ZM123 214V213H122ZM122 214L120 215V216H122ZM167 214V213H166ZM228 215H232V214H229V213H227ZM235 214H236V212H235ZM248 214V213H247ZM26 215V214H25ZM40 215H42V214H40ZM108 215V214H107ZM237 215L238 214H236L235 215V217H237ZM251 215V214H250ZM0 216H1V214H0ZM7 216V215H6ZM44 216V215H43ZM58 216V215H57ZM78 216V215H77ZM81 216H84V214L82 215L81 214ZM93 216V215H92ZM91 216V217H92ZM94 216H99V215H97V213L95 214L94 213ZM112 216V215H111ZM120 216H118V218L120 217ZM172 216V215H171ZM185 216V215H184ZM199 216V217H198ZM213 216V215H212ZM225 216H227L226 214H225ZM229 216V217H230ZM21 217V216H20ZM23 217V216H22ZM49 217V216H48ZM62 217H64V215L62 216ZM90 217V216H89ZM183 217V216H182ZM240 217V216H239ZM247 217H248V215H247ZM247 217H245V216H243V218L245 219V218H247ZM24 218V217H23ZM22 218V219H23ZM33 219H34V217H32ZM38 218V217H37ZM55 218V217H54ZM78 218H80V217H78ZM117 218V220H119ZM219 218V217H218ZM227 218V217H226ZM243 218H241V219H243ZM262 218H264V217H262ZM1 219H3V217L1 218ZM8 219V218H7ZM45 219H47V217H44V218H40V219H38V220H36V219H34V220H32L33 222V224H36V221L37 222H40L41 220H44L45 221ZM64 219H65V217H64ZM81 219V218H80ZM83 219V218H82ZM85 219V218H84ZM93 219H94V217H93ZM95 219H97L96 217H95ZM94 219V220H95ZM174 219V220H173ZM183 219V218H182ZM229 219V218H228ZM236 219V218H235ZM234 219V220H235ZM49 219H47L46 220V222L48 221ZM54 220H56V219H54ZM68 220H69V218H68ZM100 220V219H99ZM105 220V219H104ZM233 220V221H234ZM1 221V220H0ZM80 221H82V220H80ZM98 221V220H97ZM101 221V220H100ZM242 221V220H241ZM248 221H249V218H248ZM94 222V221H93ZM108 222V221H107ZM175 222H177V224H175ZM230 222H232V219H230ZM235 222V221H234ZM238 222V221H237ZM239 222H240V220H239ZM250 222V221H249ZM30 223V222H29ZM64 223H65V221H64ZM67 223V222H66ZM69 223V222H68ZM78 223V222H77ZM104 223V222H103ZM113 223V222H112ZM183 223V222H182ZM189 225V226H187V224ZM246 223H247V221H246ZM250 223H252V221L250 222ZM263 223V222H262ZM1 224V223H0ZM2 224H3V222H2ZM6 223H5V220H4V225H5ZM86 224V223H85ZM243 224H245V222L243 221ZM253 224V223H252ZM252 224H250V225H252ZM264 224V223H263ZM37 225V224H36ZM39 225H41V224H39ZM66 225V224H65ZM79 225V224H78ZM77 225V226H78ZM110 225H111V223H110ZM140 225V224H139ZM171 225V226H170ZM214 225V224H213ZM247 225V224H246ZM7 226V225H6ZM29 226H30V224H29ZM32 226H34V225H32ZM31 226V227H32ZM38 226V225H37ZM73 226V225H72ZM72 226H68V228H70V227H72ZM87 226H89V224L87 225ZM145 226V225H144ZM148 226H150V225H148ZM187 226V227H186ZM249 225H247V227H248ZM1 227V226H0ZM5 227V226H4ZM8 227V226H7ZM65 227V226H64ZM113 227V226H112ZM123 227V226H122ZM153 227V226H152ZM185 227H186V229L188 230L187 232L185 231ZM190 227V228H189ZM230 227H231V225H230ZM239 228L241 227L240 225L238 226ZM238 227H236L237 228V230L236 231H238ZM252 227V226H251ZM6 228V227H5ZM10 228H12V226L10 227ZM67 228V227H66ZM72 228H77V227H72ZM72 228H70V229H72ZM175 227H173V229H174ZM229 228V227H228ZM235 228V229H236ZM243 228H246V226L245 227H243ZM249 228H250V226H249ZM30 229V228H29ZM34 229V228H33ZM58 229V228H57ZM95 229V228H94ZM97 229V228H96ZM105 229V228H104ZM124 229V228H123ZM148 229V228H147ZM147 229H145V230H147ZM224 229V228H223ZM230 229V228H229ZM231 229H233V228H231ZM11 230V229H10ZM16 230H17V228H16ZM77 230V229H76ZM76 230H72V231H74V232H76ZM114 230H116V228H114ZM169 230V229H168ZM171 230V229H170ZM234 230V229H233ZM243 230V229H242ZM263 230H264V228H263ZM0 231H2V229H0ZM11 231H14V229L13 230H11ZM56 231V230H55ZM69 231V230H68ZM111 231V230H110ZM122 231V230H121ZM150 231V230H149ZM172 231V230H171ZM235 231V230H234ZM235 231V232H236ZM244 231H245V229H244ZM58 232H59V230H58ZM65 232V231H64ZM70 232H71V230H70ZM74 232H73V234H74ZM80 232V234H81V231H79ZM107 232V231H106ZM247 232V231H246ZM3 233V232H2ZM83 233V232H82ZM90 233V232H89ZM93 233V232H92ZM109 233V232H108ZM111 233V232H110ZM172 234L173 233H175V231H172L171 232ZM238 233V232H237ZM245 233V232H244ZM250 232H248L247 233V236H248V234H249ZM1 234V233H0ZM6 234H8V232L6 233ZM56 234H57V231H56ZM68 235L70 234L69 232L67 233ZM72 234V235H73ZM79 233H77V236H79V238H81L80 237V235H78ZM84 234V233H83ZM95 234V233H94ZM171 234V235H172ZM14 235V234H13ZM24 235V234H23ZM26 235V234H25ZM60 235V234H59ZM97 235V234H96ZM170 235V236H171ZM174 235V234H173ZM173 235H172V237H173ZM237 235V234H236ZM246 235V234H245ZM1 236H2V234H1ZM74 236V235H73ZM84 236V235H83ZM86 236V235H85ZM93 236V235H92ZM199 236H200V234H199ZM199 236H198V240H201V239H199ZM243 236V235H242ZM12 237V236H11ZM11 237H9V238H11ZM14 237V236H13ZM12 237V238H13ZM58 237V236H57ZM72 237V236H71ZM100 237V236H99ZM166 237V236H165ZM206 237V238H205ZM239 237V236H238ZM237 237V238H238ZM8 238V239H9ZM23 238H24V236H23ZM41 238H42V236H41ZM50 238V237H49ZM76 238L78 239V237H75V239L73 238V240H75L76 241ZM84 238V237H83ZM240 238V237H239ZM243 238V237H242ZM244 238H245V236H244ZM243 238V241L246 239H244ZM259 238V237H258ZM261 238V237H260ZM6 239H7V237H6ZM25 239H26V237H25ZM47 239V238H46ZM59 239V238H58ZM95 239V238H94ZM174 239V238H173ZM11 240V239H10ZM19 240H21L20 238H19ZM18 240V241H19ZM69 240H71V239H68V241ZM80 241H81V239H79ZM78 240V241H79ZM175 240V239H174ZM259 240V239H258ZM262 240V239H261ZM260 240V241H261ZM17 241V242H18ZM38 241V240H37ZM40 241H41V239H40ZM40 241H39V245H40ZM44 241H45V239H44ZM68 241H66V242H68ZM74 241V242H75ZM164 241H165V238H164ZM171 241V240H170ZM243 241H242V245H243ZM246 242L248 241V242H250L248 239H246L245 240ZM244 241V242H245ZM13 242V241H12ZM73 242V241H72ZM77 242V241H76ZM75 242V246L78 244V243H76ZM81 242H83V241H81ZM79 243V245L80 246H83L84 244H82V243ZM166 242V241H165ZM172 242V241H171ZM174 242V241H173ZM240 242V241H239ZM247 242V243H248ZM259 242V241H258ZM27 243V242H26ZM35 243H36V241H35ZM46 243V242H45ZM69 243V242H68ZM83 243H85V241L83 242ZM157 243H158V241H157ZM167 243V242H166ZM192 243V244H191ZM253 243V242H252ZM264 243V242H263ZM262 243V244H263ZM42 244H43V242H42ZM70 244V243H69ZM163 244V243H162ZM165 244V243H164ZM25 245H27V244H25ZM79 245H77V246H79ZM180 247H179V246ZM241 245V246H242ZM245 245H247V244H244V247H245ZM261 245V244H260ZM75 246H73L74 248H75ZM76 246V247H77ZM86 246V245H85ZM160 246V245H159ZM165 246V245H164ZM250 246V245H249ZM252 246V245H251ZM70 247V246H69ZM84 247V246H83ZM83 247H81V248H83ZM91 247H93V246H91ZM244 247H242V248H244ZM248 247V246H247ZM261 248H262V246H260ZM27 248V247H26ZM96 248V247H95ZM109 248H110V246H109ZM114 248V247H113ZM249 248V247H248ZM251 249H249L250 251L253 249L252 247H250ZM61 249V248H60ZM76 249V248H75ZM116 249V248H115ZM136 249V248H135ZM135 249H133V250H131V251H133V253H134V251H135ZM169 249H167V251L169 250ZM245 249H246V247H245ZM15 250V249H14ZM62 250H64V249H62ZM72 250V249H71ZM76 250H80V252L82 251V250H84V249H80V247L79 248H77ZM92 250V249H91ZM90 250V251H91ZM94 250H96V249H94ZM100 250H102L101 248L98 250V251H100ZM119 250H124V248L123 249H119ZM146 250V251H147ZM159 250H160V248H159ZM166 250V249H165ZM170 250V251H171ZM249 250H247V251H249ZM61 250H59V252H60ZM66 251V250H65ZM90 251H89V254H90ZM103 251V250H102ZM102 251L101 252H98V253H102ZM107 251H109V250H107ZM153 251V250H152ZM243 251V250H242ZM247 251H245V252H247ZM14 252V251H13ZM64 252V251H63ZM71 253H72V251H70ZM104 252H106V250L104 251ZM113 252H117L116 250H114ZM120 252V251H119ZM122 252H124V251H122ZM149 252H151L150 250H149ZM155 252V251H154ZM158 252V251H157ZM166 252V251H165ZM238 252V251H237ZM254 252V251H253ZM253 252H251L252 254H253ZM256 252H257V254H256V256L258 255V256H260L259 254H258V252H261V250L260 251H257L256 250ZM18 253V252H17ZM17 253L15 254L14 253V255H17ZM45 252H43V254H44ZM92 253H93V251H92ZM106 253H108V252H106ZM106 253H104V255L106 254ZM118 253V252H117ZM129 253V252H128ZM132 253V255H135V254H133ZM140 253H142V252H140ZM156 253V252H155ZM160 253V252H159ZM255 253V252H254ZM52 255H54V252L53 253H51ZM50 254V255H51ZM59 254V253H58ZM64 254V253H63ZM66 254V253H65ZM81 254H83V252L81 253ZM94 254V253H93ZM92 254V255H93ZM110 255L109 256H111V252L109 253ZM115 254V253H114ZM126 254V253H125ZM130 254V253H129ZM151 254H152V252H151ZM161 254V253H160ZM168 254V253H167ZM246 254H248V253H246ZM246 254H244V256L246 255ZM36 255H39V254H37V252H36ZM45 255V254H44ZM62 254H60V256H61ZM72 255V254H71ZM85 255V254H84ZM95 255H96V252H95ZM102 255V254H101ZM120 255H122V254H120ZM141 255V254H140ZM143 255V254H142ZM156 255V254H155ZM166 255V254H165ZM169 255V254H168ZM188 255V254H187ZM18 256V255H17ZM49 256V255H48ZM47 256V257H48ZM63 256V255H62ZM62 256H61V258H62ZM147 256V255H146ZM253 256V255H252ZM255 255H254V257H253V259L256 257ZM43 257V256H42ZM83 257V256H82ZM86 257V256H85ZM88 257V256H87ZM90 257H91V255H90ZM89 257V258H90ZM96 257H98L97 258V260L99 259V255H96ZM123 257V256H122ZM133 257V256H132ZM172 257V256H171ZM246 257V256H245ZM39 258H40V255H39ZM45 258H46V256H45ZM60 258V259H61ZM63 258H65L64 256H63ZM95 258V257H94ZM91 259V260H95V259ZM116 258H117V256H116ZM135 258V257H134ZM144 258H146V257H144ZM152 258V257H151ZM150 258V259H151ZM164 258V257H163ZM167 257L165 256V259H166ZM184 258V259H183ZM247 258V257H246ZM82 259V258H81ZM80 259V260H81ZM100 259H102V258H100ZM111 259H112V257H111ZM110 259V260H111ZM119 258H117V260H118ZM124 259H126V257L124 258ZM129 259H130V257H129ZM162 259V258H161ZM250 259H252V258H250ZM260 259V258H259ZM262 259H263V257H262ZM262 259H260V261L262 260ZM67 260V259H66ZM83 260H85L84 259V257H83V259H82V261ZM131 260V259H130ZM180 260H182L181 262H180ZM219 261V263H218V261ZM43 261H44V258H43ZM45 261H46V259H45ZM44 261V262H45ZM68 261V262H67ZM66 262L67 263H65V264H68L69 263V259L67 260ZM73 261V260H72ZM86 261V260H85ZM90 261V260H89ZM88 261V262H89ZM99 261V260H98ZM127 261V260H126ZM125 261V262H126ZM132 261V260H131ZM167 261H169V257H168V260ZM259 261V262H260ZM61 261H59V263H60ZM62 262H63V264H64V261L62 260ZM96 262V261H95ZM102 262V261H101ZM100 262V263H101ZM150 262V261H149ZM253 262H254V260H253ZM259 262H258V259L256 260V264L258 263L259 264ZM56 263V262H55ZM58 263V264H59ZM83 263H84V261H83ZM87 263V262H86ZM86 263H84V264H86ZM97 263V262H96ZM61 264V263H60ZM71 264V263H70ZM74 264V263H73ZM88 264H92V263H88ZM102 264V263H101ZM129 264H131V263H129ZM164 264V263H163ZM166 264H167V262H166ZM183 264V263H182Z\"/></svg>",
  "mask_w": 264,
  "mask_h": 264
}]
</instances>
